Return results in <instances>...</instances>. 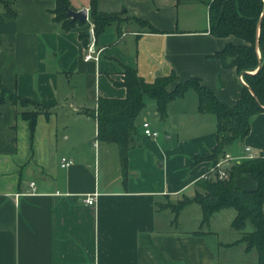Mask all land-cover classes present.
Returning a JSON list of instances; mask_svg holds the SVG:
<instances>
[{
	"label": "crops",
	"instance_id": "1",
	"mask_svg": "<svg viewBox=\"0 0 264 264\" xmlns=\"http://www.w3.org/2000/svg\"><path fill=\"white\" fill-rule=\"evenodd\" d=\"M209 1L98 0L99 11L129 19L106 27L88 60L78 33L91 29L89 17L66 32L53 19L55 0H14V18L0 5V92L30 103L0 102V264L257 263L254 249L232 244L241 235L231 227L233 208L202 224L195 203L176 220L170 209L157 206L167 198L193 197L197 181L215 167L216 160L206 157L216 144L217 118L198 111L195 90L170 101L164 120L154 100L145 101L151 109L135 118L125 174L117 145L97 140L90 114L99 97H125L126 89L116 84L123 65L146 82L171 72L175 83L198 78L234 105L244 85L240 74L213 55L243 41L209 32ZM70 4L88 10L89 0ZM32 104L47 110L37 114L33 131L21 116L35 109ZM143 122L158 134L144 135ZM226 153L235 158L230 164L264 157V111ZM61 157L72 163L60 166ZM236 185L251 190L256 183L243 174ZM93 194L94 203L85 204Z\"/></svg>",
	"mask_w": 264,
	"mask_h": 264
},
{
	"label": "trees",
	"instance_id": "2",
	"mask_svg": "<svg viewBox=\"0 0 264 264\" xmlns=\"http://www.w3.org/2000/svg\"><path fill=\"white\" fill-rule=\"evenodd\" d=\"M3 14L14 18V0H0ZM209 32L216 37L233 35L243 41V44H227L213 56L219 59L225 68H235L245 82L238 101L228 105L198 78H190L177 82L171 90L168 86L176 81V75L159 76L152 82H146L136 70L130 66H122V81L116 83L126 89L124 98L99 97L96 109L90 114L96 119L97 140L114 143L118 147L120 163L125 174L127 151L132 146L137 134L135 118L145 107L144 97L154 100L159 118L164 120L167 105L170 101L181 97L187 90L193 89L198 94L199 112H210L217 118V140L211 148L207 159L218 160L224 157L226 147L236 140H242L250 130L251 119L264 111V0H210L208 3ZM66 8L75 10L70 0H55L51 11L53 19L60 24L63 31H70L77 25L66 14ZM88 17L94 36V44L104 29L111 25L119 26L129 19L119 13H103L98 9V0H89ZM138 23L148 26L147 21L134 17ZM152 29V28H151ZM87 29L79 31V39L85 49L89 46ZM9 100L13 104L30 105L15 93L6 90L0 92V102ZM34 110L23 111L21 116L28 120L31 131L35 128L36 116L47 110L32 104ZM227 177L217 179L215 175L201 178L197 185L202 192L193 197H183L174 205H160L170 208L174 220L179 212L188 204L199 205L202 212V224L224 208H233L236 215L231 227L240 232V238L232 244H244L245 251L254 249L257 255L256 264H264V157L245 158L237 163H231L226 169ZM248 174L255 181L254 189H242L236 185V179Z\"/></svg>",
	"mask_w": 264,
	"mask_h": 264
},
{
	"label": "built area",
	"instance_id": "3",
	"mask_svg": "<svg viewBox=\"0 0 264 264\" xmlns=\"http://www.w3.org/2000/svg\"><path fill=\"white\" fill-rule=\"evenodd\" d=\"M86 51H87V53H86V55H85L84 58L86 60H88V59L92 58V54L94 52V45H93V43H89V46L86 49ZM239 78H240V81L245 84V82H244V80H243V78H242L241 75H240ZM142 128H143V134L146 135V136L154 137V136H156L158 134L157 131H154V130H152L149 127V123L148 122H143L142 123ZM245 150L248 151L249 148L248 147H245ZM247 157L248 158H253L251 155H248ZM231 160H235V158L230 157L229 154H225L224 157H221L220 159L216 160L215 167L212 170V172L210 173V175H206L203 178H208L211 175H215V177L217 179H224V178H226L227 177V173L225 171L226 168H224V164L225 163H229V165H230ZM71 163H72V160L71 159H68L67 157H61V159H60V166H62V167H66V166L70 165ZM30 185L34 189V183L31 182ZM94 197H95V194H93V195H86L84 197V199H83V202L85 204L91 205V204L94 203Z\"/></svg>",
	"mask_w": 264,
	"mask_h": 264
},
{
	"label": "water",
	"instance_id": "4",
	"mask_svg": "<svg viewBox=\"0 0 264 264\" xmlns=\"http://www.w3.org/2000/svg\"><path fill=\"white\" fill-rule=\"evenodd\" d=\"M66 14L72 21H76L79 24L86 23L88 21V10L87 8H81L78 10H73L70 8H66ZM87 35L89 38V43H93L94 36L92 29H88ZM244 72H242L240 75H242ZM244 84V83H243ZM245 85V84H244ZM229 166V163L224 164V168H227Z\"/></svg>",
	"mask_w": 264,
	"mask_h": 264
},
{
	"label": "rangeland",
	"instance_id": "5",
	"mask_svg": "<svg viewBox=\"0 0 264 264\" xmlns=\"http://www.w3.org/2000/svg\"><path fill=\"white\" fill-rule=\"evenodd\" d=\"M175 82H173L172 83V85L174 84ZM174 86V85H173ZM149 99H151V98H149V97H147V96H145L144 97V100L147 102V100H149ZM152 100V99H151ZM151 106L150 105H146V107L145 108H143V110H142V115H146L147 113V111L149 110L150 111V108ZM197 192H202V189H201V187L200 186H198V188H197ZM179 201V200H178ZM177 202V201H176ZM176 202L175 201H170V200H168V198L166 199V200H164V202L162 203V205H174V204H176ZM168 208V207H167ZM168 209H170V208H168ZM171 210V209H170ZM172 211V210H171Z\"/></svg>",
	"mask_w": 264,
	"mask_h": 264
}]
</instances>
